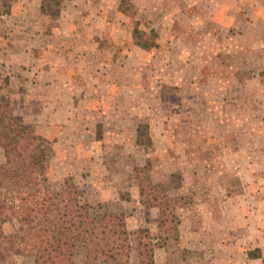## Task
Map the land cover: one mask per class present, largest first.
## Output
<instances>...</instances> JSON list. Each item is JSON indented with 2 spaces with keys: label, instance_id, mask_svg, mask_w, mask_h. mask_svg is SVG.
<instances>
[{
  "label": "rangeland",
  "instance_id": "rangeland-1",
  "mask_svg": "<svg viewBox=\"0 0 264 264\" xmlns=\"http://www.w3.org/2000/svg\"><path fill=\"white\" fill-rule=\"evenodd\" d=\"M44 43L89 62L68 52L48 79L24 53ZM0 92L54 149L52 191L68 180L125 216L124 264H141L140 242L153 264H264V0H0ZM86 255L74 264H117Z\"/></svg>",
  "mask_w": 264,
  "mask_h": 264
},
{
  "label": "trees",
  "instance_id": "trees-1",
  "mask_svg": "<svg viewBox=\"0 0 264 264\" xmlns=\"http://www.w3.org/2000/svg\"><path fill=\"white\" fill-rule=\"evenodd\" d=\"M10 107L11 99L0 92V144L6 155V162H0V264H12L15 255L27 253L35 264H74L80 244L87 249V260L124 264L132 251L125 216L84 203L68 180L65 190L52 191L44 170L54 149ZM143 127L138 126L137 142L144 144L147 136L151 143ZM12 218L20 230L6 235L3 225ZM140 245L141 264H153L155 245Z\"/></svg>",
  "mask_w": 264,
  "mask_h": 264
},
{
  "label": "crops",
  "instance_id": "crops-1",
  "mask_svg": "<svg viewBox=\"0 0 264 264\" xmlns=\"http://www.w3.org/2000/svg\"><path fill=\"white\" fill-rule=\"evenodd\" d=\"M74 12H75V10H74ZM66 13H68V11ZM68 16L72 17L74 15H69V13H68ZM73 19H76V17L74 16ZM80 46L81 45L76 44L71 48L70 46H66V44L65 45L61 44V45L52 46V45H48V44L44 43V44H42V46H40V49L42 47V52L44 53V55H40L39 54L40 51H38L39 48L35 49L34 47H36V46L25 45L24 47H26L27 50H24V53L27 56L28 62L31 63V66H32V67H30L31 70L39 72L38 68L40 67L41 71L39 74H41V73L45 74L46 73L48 75V72H50L52 74V76L48 77V79H52L54 77L55 78L58 77V75H60V72H62V70H59L60 65L58 62L59 61L60 62L67 61L68 55H69L68 52L73 54L72 57L76 58L75 60H76L77 64L82 63V62H87V61L89 62V58L87 57L88 54H85L84 51H82V48H80ZM68 47L71 50H68L67 49ZM77 50H80L81 53L79 54L77 52ZM66 74L67 73L65 72L63 75L65 76ZM31 79H32L31 85L33 87L36 86V88H37V84H34L35 80L33 81V77ZM53 85H55V83H53ZM47 87H49L48 89H52V86H50V85H48ZM53 99H55V98H53ZM46 103L49 104V106L54 105V107H55V106H60L62 101L61 100H53V101H47ZM256 241L257 240H255V244H257L259 247H261L264 250V236H260L259 241H257V242Z\"/></svg>",
  "mask_w": 264,
  "mask_h": 264
}]
</instances>
